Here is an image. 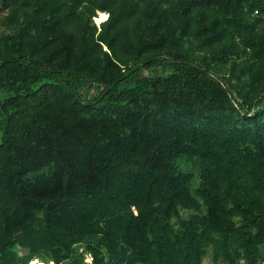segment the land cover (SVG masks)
I'll return each mask as SVG.
<instances>
[{"label":"trees","instance_id":"16d2710c","mask_svg":"<svg viewBox=\"0 0 264 264\" xmlns=\"http://www.w3.org/2000/svg\"><path fill=\"white\" fill-rule=\"evenodd\" d=\"M34 259L264 264V0H0V264Z\"/></svg>","mask_w":264,"mask_h":264},{"label":"bare ground","instance_id":"6f19581e","mask_svg":"<svg viewBox=\"0 0 264 264\" xmlns=\"http://www.w3.org/2000/svg\"><path fill=\"white\" fill-rule=\"evenodd\" d=\"M107 17V13L105 11H98V15L96 16L95 20L100 22L103 21ZM37 264H43V263H37ZM53 264V263H48Z\"/></svg>","mask_w":264,"mask_h":264},{"label":"clouds","instance_id":"9594fccd","mask_svg":"<svg viewBox=\"0 0 264 264\" xmlns=\"http://www.w3.org/2000/svg\"><path fill=\"white\" fill-rule=\"evenodd\" d=\"M84 261L87 262V263L91 262V257H90L89 254L84 255ZM29 263L30 264H37V263H43V262H41V261H39L37 259H34V260H31ZM50 263H52V262H50ZM43 264H45V263H43Z\"/></svg>","mask_w":264,"mask_h":264},{"label":"rangeland","instance_id":"374dc122","mask_svg":"<svg viewBox=\"0 0 264 264\" xmlns=\"http://www.w3.org/2000/svg\"><path fill=\"white\" fill-rule=\"evenodd\" d=\"M97 15H98V14H97ZM94 22H95V23H99V22H98V21H96L95 19H94ZM29 264H30V263H29Z\"/></svg>","mask_w":264,"mask_h":264}]
</instances>
